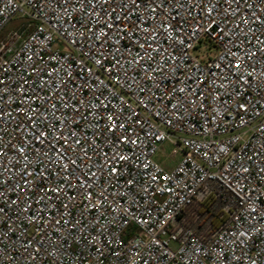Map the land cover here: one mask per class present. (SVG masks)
Instances as JSON below:
<instances>
[{
	"label": "built area",
	"instance_id": "obj_1",
	"mask_svg": "<svg viewBox=\"0 0 264 264\" xmlns=\"http://www.w3.org/2000/svg\"><path fill=\"white\" fill-rule=\"evenodd\" d=\"M213 2L223 34L186 3L166 5L175 19L141 3L109 30L94 23L96 0H0V33L26 20L0 39V264H264V0ZM133 25L131 39L118 31ZM102 28L111 35L97 40ZM200 42L217 52L195 55ZM110 112L124 124L115 133ZM165 142L182 152L170 169L155 157ZM113 153L128 159L111 165ZM208 201L220 222L205 235L184 216Z\"/></svg>",
	"mask_w": 264,
	"mask_h": 264
},
{
	"label": "snow or ice",
	"instance_id": "obj_2",
	"mask_svg": "<svg viewBox=\"0 0 264 264\" xmlns=\"http://www.w3.org/2000/svg\"><path fill=\"white\" fill-rule=\"evenodd\" d=\"M68 2V0H65V4ZM89 4L92 5V0H88ZM96 2L98 4H100L101 6V11H103L104 16L102 17L100 15L99 12H95L94 15L96 17L94 23L99 24L101 22V20L103 21V26L106 29L111 30L114 25L113 23H111L112 20H116V21H128L131 22V13L133 9H138L140 7L141 3H144L145 5V9L148 10L150 13H157V16L154 18H159V13H166L167 18H171V19H175V17L171 16V13H169L167 11L166 5L175 9L177 7V5H179L180 8H184L185 7V3L187 5H189V7L187 8V12L189 14V16L192 15L193 11L197 12V14L199 16H201L202 18H206L207 20V30L209 31H215V30H219L221 32V34H223L225 32V29L220 28V24L215 22V16L214 13L216 12L217 9V5L213 2V0H118L117 6L115 8H110L109 9H104L103 5L108 4L111 5V0H96ZM226 3L231 4V3H239V0H225ZM93 7H95L94 5H92ZM150 6V7H149ZM125 9H127V11H125ZM264 10V9H262ZM122 13V15H121ZM194 18V17H193ZM256 19H258V17H254L252 22H255ZM249 21L247 18H245L243 20V23L247 24ZM260 23L264 24V21H260ZM135 25H133L132 29H123L120 28L118 29V31H123V32H127L128 37L131 39L132 36L134 35V31L133 29H135ZM161 30H163L168 37L173 41H179V43L182 45L184 43L183 39H181L179 36L177 35H173V33H175L177 30L175 28H172L171 32H169V28H171V25H168L167 27H165V25L163 24V22H161V24L158 26ZM206 27V25L202 22L198 25L197 28H195L193 30L192 35H195L198 31L204 30ZM239 27V25L237 26ZM146 33L149 32L148 28H144L143 29ZM249 31H252V29H249ZM93 35H95V38L97 40L100 39L101 36L104 37H109L111 35L110 31H104L103 28L99 30V35H96L95 33H93ZM156 37L151 36V33H149L148 36L145 37L144 42L140 43V47L141 48H145V46H147V49H151L152 48V42L155 41ZM119 42V39L117 40V43ZM260 43L264 44V41H260ZM154 51H162V49H153ZM260 51L264 52V48H261ZM147 55V51L145 53ZM256 53L253 52H249L247 53V55L252 56L255 55ZM233 56H235V53H232ZM141 60L145 59V56H141L140 57ZM171 59H175L174 57H171ZM135 62V61H134ZM97 64H101L102 60H96ZM119 64V61H114L113 62V66L111 70H114L116 68V65ZM217 67H219V65H217ZM225 67L229 68L231 71L235 72H244L246 65H243L241 63H237L235 61L229 63L228 65H226ZM248 76H251V72L247 73ZM262 75H264V73H262ZM114 79L116 80V83L119 84V77H114ZM255 79V78H254ZM245 82L246 79H245ZM0 83H3V81H0ZM181 92L184 91V89H180ZM110 103V102H109ZM193 103H195V101H193ZM91 107H100V108H106L107 105L101 103L99 106L97 105H92ZM174 109L177 108V105H173L172 106ZM238 107L240 109H243L244 111H247V108L245 107L244 104H239ZM77 111H80V109H77ZM91 114V113H90ZM30 120H32V117H29ZM106 119L111 123V127L108 128V131L115 133L116 131L123 129L124 128V124L122 122H120L119 120V114L116 112H110L107 116ZM137 123H139V121H137ZM61 131V136L57 137L56 139H64V140H69L72 138L71 134L68 137H64L63 136V130ZM33 135L35 136V138L38 141H41L42 137H46L47 133L41 131L39 133H33ZM42 142V141H41ZM122 143H136L135 140H132L130 137L128 136H123L122 140L120 141ZM73 143H79V141H73ZM62 147H66L65 145H62ZM20 152H23V149H19ZM4 153L2 151H0V156H2ZM45 155H47V153H44ZM107 155V154H106ZM58 156L60 158V160H63L66 158V154L64 152L58 153ZM51 160V158H49ZM128 159V157L124 156V155H119L118 153H113L112 156L109 157V160L111 161V165H115L118 161H124ZM69 163L72 165L76 164L75 159H69ZM109 166V171L111 173H116L117 172V168L114 166ZM62 167L67 168L68 164H63ZM0 175H2V173H0ZM28 173L25 172V176H27ZM93 175H95L93 173ZM5 183V181L0 180V184ZM70 186V185H69ZM20 191H25L24 188H21ZM47 191L49 192H54V193H59L60 189L56 188V189H48ZM4 196V193L0 192V198H2ZM50 197H48L47 193L45 194V196L41 197V200H45V199H49ZM9 203L15 204L16 201H10ZM27 210V209H25ZM5 208L4 207H0V216L5 215ZM57 223H59V221H56ZM240 235H245V233H240ZM38 251V250H37Z\"/></svg>",
	"mask_w": 264,
	"mask_h": 264
},
{
	"label": "rangeland",
	"instance_id": "obj_3",
	"mask_svg": "<svg viewBox=\"0 0 264 264\" xmlns=\"http://www.w3.org/2000/svg\"><path fill=\"white\" fill-rule=\"evenodd\" d=\"M25 21H26L25 18L14 17L12 20H10L8 22V24L5 26V28L0 33V39H3L4 37H6V35L9 32H11L14 29H16L22 22H25ZM216 52H217V50L215 49V47L206 46L202 42L198 43L197 46L193 49V53L195 55L199 56V57L200 56L207 57L208 54L214 55ZM174 147H175L174 144H172L170 142H165L162 145V148L157 152V154L155 156L156 159H158L160 162H162L167 167L174 166L179 161V159L182 156V152L181 151H179L176 154H172V150H173ZM211 203H212L211 206L208 208L209 212L206 214L205 217L202 216L200 218L199 222L202 223L206 219H207L206 221H208V218H212L214 215H216L219 212L221 203L220 202H214L213 203L212 201H211ZM199 222H198V224H201Z\"/></svg>",
	"mask_w": 264,
	"mask_h": 264
},
{
	"label": "crops",
	"instance_id": "obj_4",
	"mask_svg": "<svg viewBox=\"0 0 264 264\" xmlns=\"http://www.w3.org/2000/svg\"><path fill=\"white\" fill-rule=\"evenodd\" d=\"M158 160V159H157ZM159 161V160H158ZM164 165V164H163ZM165 166V165H164ZM167 169H170L171 167H167V166H165ZM209 202V201H208ZM206 204V202L205 203H203V205H205ZM197 205V204H196ZM197 206H201V204H199V205H197ZM210 206H211V204H210ZM209 206V207H210ZM208 207V208H209ZM187 210V212L188 213H185V216H184V219H185V222H190V220L192 219V218H194V222L191 224V227H193V228H195V229H197V230H200V231H202L203 232V234H205V235H208V234H210V232L213 230V229H211V227H210V225H209V223H208V221H209V219L210 218H208V221H204V222H199V220H200V218L202 217V216H206V214L208 213V209L204 212V213H202V214H198L196 211H195V208H191V209H186ZM189 210V211H188ZM202 221V220H201ZM198 222L199 223H201V224H198ZM198 226V227H197Z\"/></svg>",
	"mask_w": 264,
	"mask_h": 264
},
{
	"label": "trees",
	"instance_id": "obj_5",
	"mask_svg": "<svg viewBox=\"0 0 264 264\" xmlns=\"http://www.w3.org/2000/svg\"><path fill=\"white\" fill-rule=\"evenodd\" d=\"M210 204H211V201L206 202L205 205H203V203H202L201 206H197L196 204H193V205L188 206L186 209L195 208V211H196L198 214H202V213H204V212L208 209V207L210 206ZM188 211H189V210H188ZM185 213H188L187 210H185ZM193 222H194V218H192V219L190 220V222H186V224H187L188 226H191V224H192ZM219 222H220V219H219L218 215H217V214L214 215V216L211 218L210 222H209V225H210L211 229L214 230V229L219 225Z\"/></svg>",
	"mask_w": 264,
	"mask_h": 264
}]
</instances>
